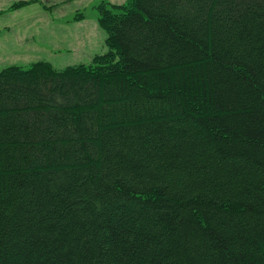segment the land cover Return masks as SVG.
I'll use <instances>...</instances> for the list:
<instances>
[{"label": "trees", "instance_id": "1", "mask_svg": "<svg viewBox=\"0 0 264 264\" xmlns=\"http://www.w3.org/2000/svg\"><path fill=\"white\" fill-rule=\"evenodd\" d=\"M98 9L88 63L0 69V264H264V0Z\"/></svg>", "mask_w": 264, "mask_h": 264}, {"label": "rangeland", "instance_id": "2", "mask_svg": "<svg viewBox=\"0 0 264 264\" xmlns=\"http://www.w3.org/2000/svg\"><path fill=\"white\" fill-rule=\"evenodd\" d=\"M22 1L0 0V69L40 60L56 69L88 63L107 50L98 3L127 0H30L12 8Z\"/></svg>", "mask_w": 264, "mask_h": 264}]
</instances>
